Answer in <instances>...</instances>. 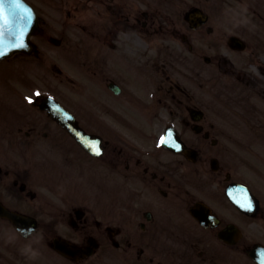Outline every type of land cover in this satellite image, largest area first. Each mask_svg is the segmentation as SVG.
<instances>
[{
  "label": "flooded vegetation",
  "instance_id": "af4514ba",
  "mask_svg": "<svg viewBox=\"0 0 264 264\" xmlns=\"http://www.w3.org/2000/svg\"><path fill=\"white\" fill-rule=\"evenodd\" d=\"M97 1L85 32L100 47L74 58L85 86L73 81L83 100L73 98L71 112L101 138L100 154L45 111L23 135L0 130V264H235L237 246H264V179L236 153L233 127L213 122L230 115L220 109L231 104L219 97L220 71L235 81L224 90L262 92L235 99L233 116L263 117V89H248L251 73L220 54L262 52L264 0ZM232 36L245 51L228 46ZM171 124L181 151L162 145ZM43 171L61 174L49 182ZM261 180L263 199L248 183ZM235 184L257 197L255 212L236 206ZM28 217L37 227L26 235ZM253 220L263 224L261 241L249 238ZM236 228L238 243L225 241Z\"/></svg>",
  "mask_w": 264,
  "mask_h": 264
},
{
  "label": "rangeland",
  "instance_id": "374dc122",
  "mask_svg": "<svg viewBox=\"0 0 264 264\" xmlns=\"http://www.w3.org/2000/svg\"><path fill=\"white\" fill-rule=\"evenodd\" d=\"M45 17L46 23L42 28V32L38 33L34 37V41L39 46L38 55L30 56H18L9 60L8 64L11 67V71L16 76L11 81L13 87L18 91L21 90L25 97H35L38 92L49 93L59 90L65 94L69 93L68 90V70L70 66V58H68L67 47L69 45L83 47L82 37L76 36L68 24L69 16L67 15L70 8V0H30ZM75 4H72L71 7ZM78 11L79 13H85L83 6ZM75 14V13H73ZM82 14V15H83ZM81 15V16H82ZM75 18V16H74ZM72 18V19H74ZM81 35V33H78ZM53 35L54 37L61 38L60 45H56L53 42H48L47 37ZM264 56V54H263ZM241 60H244L242 58ZM58 66L63 70L64 75H56L54 67ZM4 69L0 67V73H3ZM17 74V75H16ZM11 77V76H10ZM59 79L65 82L60 83ZM14 81V82H13ZM225 81V80H224ZM55 82L57 86L52 87L51 83ZM224 87L233 88L231 81H225ZM60 84H62L60 86ZM227 85V86H226ZM264 95V84H263ZM264 111V107H260ZM262 123V118H256ZM1 120V119H0ZM5 121V118L1 120ZM264 121V112H263ZM241 136V135H237ZM238 154V149L235 150ZM250 264V263H245Z\"/></svg>",
  "mask_w": 264,
  "mask_h": 264
},
{
  "label": "water",
  "instance_id": "95a60500",
  "mask_svg": "<svg viewBox=\"0 0 264 264\" xmlns=\"http://www.w3.org/2000/svg\"><path fill=\"white\" fill-rule=\"evenodd\" d=\"M28 8L30 7L24 0H0V17L2 19L0 20V31L3 33V22L8 31H13L12 37H10L9 32H6L4 33L5 37L0 39V50L4 48V44H1V40H4L5 42V51L1 52V56L8 54L15 49H23L27 47L29 49L28 39L31 33V21L29 20L30 16L29 14L25 15L24 17L13 15V11L22 9V12L25 13L29 11ZM20 44L23 46H17Z\"/></svg>",
  "mask_w": 264,
  "mask_h": 264
},
{
  "label": "snow or ice",
  "instance_id": "6c2138e0",
  "mask_svg": "<svg viewBox=\"0 0 264 264\" xmlns=\"http://www.w3.org/2000/svg\"><path fill=\"white\" fill-rule=\"evenodd\" d=\"M17 46L22 47L23 45L20 44V45H17ZM0 55H2V53H0ZM37 95H39V93H37ZM29 102H31V101H29ZM162 142H164V141H163V138H162ZM97 154H99V153H97ZM251 207H252L251 203L247 204V208H248V209H251Z\"/></svg>",
  "mask_w": 264,
  "mask_h": 264
}]
</instances>
